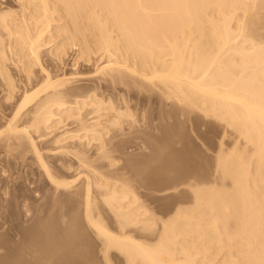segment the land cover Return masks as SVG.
Segmentation results:
<instances>
[{"label": "bare ground", "instance_id": "obj_1", "mask_svg": "<svg viewBox=\"0 0 264 264\" xmlns=\"http://www.w3.org/2000/svg\"><path fill=\"white\" fill-rule=\"evenodd\" d=\"M17 2L21 9L19 18L15 10H0V76L6 87L5 100L17 98L12 105L14 113L6 125L0 127V135L8 136L5 137L8 140L29 143L35 155H38L37 161L45 170L47 182L53 188L70 190L72 184L78 182L79 176L72 180L68 178L70 181L56 177L49 169V162L47 164L39 153L32 133L52 136L68 121L77 126L75 131L70 126V130H65V126V131L54 134L50 142L61 148H64V143L70 147L81 146V151L74 150L79 159L87 154L91 145L95 147L96 144L99 152H94L97 158L105 161L109 158V151H105L107 146L104 136L110 128L105 126L106 123L114 128H125L124 117H133L137 127L133 126L137 130L139 127L141 130H158L159 123L156 125V120L153 122V114L152 122H144L146 113L143 115V111L138 110L145 107V95L142 97L144 102L139 97L143 106L139 105L137 109L142 114L134 113L139 115V120L132 114L135 109L131 111L136 105L131 104L133 107H130L129 104L134 98L136 101L134 96L139 92L131 100L129 95L122 93L121 88L120 93L113 92V96L110 93L112 86L128 87L124 91H130L129 88L154 91V97L159 98L152 102L160 99L172 103L173 108L185 114L188 123L191 113L199 110L204 116L223 123L226 127L223 137L229 130L235 135V142L228 150L224 148L226 144L220 141L222 145L218 149L211 180L195 182L188 178L185 184L180 183L188 188L190 195L193 192L190 196L192 200L188 198L190 203L188 199L185 200L189 203L185 206L183 202H180L183 206L176 205L178 207H175L172 216L169 215L170 219L162 218V224L158 216L159 225L155 223L153 209H145L147 205L140 203L141 198L127 183H118L117 178L113 180L115 178H109L106 173H103L106 176L102 175L103 169L99 170L101 174L97 168L91 174H86L84 182L77 185L78 189L73 193L82 196L83 209L79 213L83 212L89 227L95 230L99 240L100 237L103 240L105 246L102 247V257L105 256V264L113 263L110 257L115 258V254L112 251L120 254L124 264H264V39L260 40L258 35V40L255 35L257 31L254 30L257 26H254L257 24L255 22L259 21L257 18L263 12L264 0ZM63 14L67 21L62 19ZM260 30L264 33L263 28ZM6 48L15 56V65L24 77L22 89L16 85L5 64ZM68 49L75 51L71 69L79 66L83 70L91 66L93 69L90 67V70L93 71L89 72L87 68L89 73L80 72L78 67V72L67 73L65 56L68 55ZM45 56L50 58L49 62V59L44 60ZM82 81H89V84L92 82V85L83 83L86 86L83 89L82 85L79 86ZM18 92L19 97H14ZM154 97L152 95V99ZM153 109L152 112L157 113V106L154 105ZM23 115L28 117L27 122L18 124ZM120 128V132L127 131ZM139 137L138 140L134 139L141 143L144 136L140 137L141 140ZM169 139L172 140L171 137ZM175 139V142L181 143V140L178 141L180 137ZM63 153L67 154L66 151ZM106 164L102 165L105 169ZM94 185L107 209L103 207L104 214L109 211L119 226L118 231L114 229L117 232L110 230L105 221L101 220L103 212L102 216L97 212V201L100 199L93 196ZM156 224L160 228L156 226V229ZM137 231L148 232L150 236L143 239L142 234L141 237L136 234ZM43 246V252L44 247L48 250L47 256L40 257L37 263L50 264L57 256L53 255L61 250V244L54 254L49 253L51 246ZM221 253L222 257L219 255ZM215 259L219 261L215 263ZM114 263L118 264L117 261Z\"/></svg>", "mask_w": 264, "mask_h": 264}, {"label": "rangeland", "instance_id": "obj_2", "mask_svg": "<svg viewBox=\"0 0 264 264\" xmlns=\"http://www.w3.org/2000/svg\"><path fill=\"white\" fill-rule=\"evenodd\" d=\"M18 5L19 3L17 2V0L16 1L15 0H0V10H5V9H12L13 11L15 10L16 12L15 11L14 12L16 13V16L19 18L21 14V9H19L20 6ZM262 10L263 12L260 13L261 16L257 18L259 21H256L255 23L257 24H254V26L257 25L254 27V30L258 32V33L255 32V35L257 36L258 40H259V36H260V40L264 39L263 37L264 33H262V30H260L263 28V32H264V15H263L264 14V3H263ZM63 16L64 18L62 17V19H65L66 16L64 14ZM66 19L65 21L68 20ZM65 21L62 20V22H65ZM256 27L258 30L256 29ZM4 37H6V35H4ZM74 53L75 51H73V49H70V50L68 49V55H66L67 57L65 56V58L67 59V60L65 59L66 72L67 73L69 72L70 74L74 73V71L78 72V70H80V72L81 71L86 72L87 68H89L88 69L89 72L90 71L92 72L93 70H90V69L91 68L93 69V67L91 66L85 67V69L83 70L82 68L80 69L79 66H76L75 68L76 70L73 68L71 69L72 66L70 65L72 64L71 61H73L72 59L75 56ZM6 54H7V58H6L5 64L7 65L10 71V74L15 79L16 85H18V87L22 89L21 82L24 80V77L22 73L18 70V67L15 65L16 58L15 56L12 55V53L10 52L8 48H6ZM44 60H48L49 62L50 58L45 56ZM80 83L81 82H79V86L80 87L83 86V89L85 86L84 84L86 83H88L86 84L88 86L92 85V82L91 84H89L90 83L89 81L87 82L82 81V83L81 84ZM118 86L119 85L115 86L116 89L113 86L110 87V93H112L113 96H115L114 94H118L117 91L120 93V88H121L122 93L127 92L126 94L124 93V95L125 96L129 95L128 98L133 97L134 95H136L135 93L139 92L136 96H134L137 98L136 101L134 100L135 98L133 97L134 99L131 98V100L133 99L134 103H132L133 100L130 101L131 103H129L130 107L132 105L134 106L136 105V108L133 106H132L133 108H131V111L132 109H135V112L133 110L132 114L140 113L139 115H141L143 113L144 115L146 113L144 116L145 117L144 122H149V123L152 122V117L154 116L155 118H153V122L156 120L155 124L158 125L159 123V125L157 128L158 129L157 131L151 130L150 128L146 130H141L139 126L137 130L134 127L136 125L134 123H137V122H135L133 117H128V118L124 117L123 122H124V125H126L125 128L124 127L120 128L118 126L117 128H114V127H111V125L108 126V123L104 121V123L107 124V125L105 124V126L107 128L110 127L108 128V133L104 136L105 137L104 143L106 144L105 146H107L106 148L108 150H106L105 146L104 148L106 152L109 151L108 159L112 163L108 161V159L106 160L109 163L106 160L104 161L102 159L97 158L96 153L99 151L96 150V148L98 147L95 144L96 142L93 143L95 144V147L94 145H91L93 146V147L91 146L89 147L91 150H89L88 148L87 154L81 157V159L78 158L79 156H77L75 152V151H81V146H78L77 147L78 149H77L76 146L70 147L71 145H68V143H64L63 144L64 148H61L60 146L58 147H60V149L63 152L66 151L67 154L60 152L61 150L56 145H54V143L52 144L50 142L51 140L49 139H52V136H54V134H58V132L60 133L67 129L68 130L72 129L73 131H75L77 126L75 124H71L68 121L65 123L64 126H61L60 128H58L52 136L49 134V136L51 137H49L48 135H41V134L39 135V133H38L39 135L38 136L37 134L34 135L35 133H32L33 138H35L36 145L39 148L38 149L39 153L42 155V157H44L43 159L47 164L49 162L51 167L50 166L48 167H50L49 169L50 171H52L53 174L54 173L56 174V177H59V179L65 178L64 180L67 179L68 181H70L79 176L78 182L75 181L72 184L73 188L71 187L70 190H57L53 188L54 186L52 185L50 186V184L47 182V179H46L47 177L45 175L46 173H45L43 166L39 164L40 161L39 162L37 161V159H39L37 158L38 155L37 154H36L37 156L35 155L34 150L33 148L31 149V146L29 143H27L26 141L24 142H26L27 144L24 142L17 141L18 142L17 144L16 140L15 141L14 139L8 140L7 139L8 136L4 135V137H1L2 135H0V207L2 206V208H0V214L6 215V217L2 215L0 216V227L2 226L4 227V228H0V264H38L37 260L40 259V257L44 255L45 257L47 256L48 252L46 251L48 250H46V247L44 246H47L49 243H50L49 246H51L49 253H52V254L56 253L57 250H59V245L61 244L60 246L61 250H59L61 252L59 253L58 251L56 254L53 255V256L57 255L56 257H54L56 262L55 260H53L50 264H53L54 262L56 264H59V263L61 264V262L62 264H88V263L89 264H96V263L105 264V259H104L105 256H103L104 258L102 257V255H104L103 254L104 249L102 247L105 246L103 245L104 244L103 240H101L102 239L101 237L99 240L98 239L99 237H97L98 234L95 232V230L89 227V224L86 222L83 216V212L81 213L82 215L79 213L83 209V205L81 206L83 202L82 196L76 193H73L75 189L77 190L78 186L82 184L81 182H84L83 180H85L86 174H91L93 169L97 168L96 170L98 172L99 170L101 171V169H103L101 172L102 175L104 176L108 175L110 176L109 178L111 177L115 178L113 180H116L117 178L118 183H122V184L127 183L128 186H131L130 188H132V190L134 189L136 192L134 190L133 191L137 194V196L141 198V202H140V199H139V202L141 204L147 205L145 209H149L150 211H151V208L153 209L152 212L155 214H153L152 212L151 213L153 215H156L155 216L156 220H155V217H154V220H155V223L157 224L159 221H161V224H162L163 217L166 219L167 218L170 219L169 215L172 216V214L174 213L175 207L176 208L178 207L176 205L185 206L191 202L192 200L191 197H192L193 192L189 189L192 192L190 195L189 194L190 192L187 190L188 188L185 185H184L185 187L182 186L183 184H185L184 182H186L188 178L192 179V181H195V182L196 180L199 182L201 181L203 182L206 179L207 180L205 182H208L209 180L212 179L211 176L214 174L213 173L215 169L214 163L217 162L216 156L218 154V149H220L222 145L220 144V141L222 140V142L226 144L224 145L225 150L230 149L235 142V135L233 134L234 135L233 136L230 133L229 129H228L229 132L227 131L228 132L227 135L223 137L226 127L223 125V123H221V121L216 120L215 118H212L210 116L208 117L207 115L204 116L205 114H203V112L201 113V111L194 109L195 111L191 113L190 115L191 120L188 123L187 122L188 120H186L185 118V114L181 113L178 109L176 110V108H173L172 103H168L163 100L160 101V99H157L159 101L155 102L156 101L155 99L159 97L158 96L154 97L155 95L154 91L149 92V90H146L145 91L146 93H145L144 91H141V90L138 91V89L135 90L134 88L132 89L129 88L130 91L132 90L131 91L132 93H131L129 90L124 91L125 89H128V87L126 88V86H123V85H121V87H118ZM133 89H134V92H133ZM140 91L143 92V94ZM20 92L15 93L14 97L18 95ZM113 92H116V93L113 94ZM148 92L150 95L148 94ZM128 93L132 94V96H130V94ZM151 93L154 99H152ZM143 95H145L144 97H147V100L146 98L145 100L143 99L144 98ZM5 96H6V87H5L3 79L0 76V127L1 128H3L6 125L7 120H9L12 117L14 113L13 111L14 109L12 105L17 100V98L15 97L11 100L6 101ZM17 97H19V95ZM139 97L140 98L143 97L142 101L144 100L147 102L149 100L148 101L149 103L145 102V105H144L145 109L139 108L140 107L139 105H142L144 102V101L141 102L139 100ZM151 100L152 101L155 100V101L152 102ZM157 103L158 104L160 103V105H158ZM165 103L167 105H165ZM146 104H149V105H146ZM170 104L172 106H170ZM154 105L155 107L157 106V109H156L157 113L152 112L154 110L153 109ZM171 107L174 110H172ZM137 109L142 110L143 112L141 111L142 112L141 113ZM158 112H160L161 116L160 114L158 115ZM136 115H135V118L137 119L139 118L140 120L139 115L138 114ZM23 116L24 117H21L20 121H18V124L23 125L27 122L28 117L25 115ZM132 119L133 121H131L130 123V120ZM124 120H127V122H125ZM130 124L131 126L134 125L133 126L134 129L131 128ZM65 126H66V129H65ZM69 126L72 128H70ZM61 128L63 129L61 130ZM119 128L120 130L121 129L127 130L126 131L127 133L123 130L122 131L125 132V134L122 131L120 132ZM133 130H135V132ZM138 131L139 133H137ZM40 133H43V131H41ZM44 133L46 132L44 131ZM120 133H122V135ZM138 135H140V137L144 136V138L146 136L145 138L146 140H147V137L149 139L151 137L152 138L149 141H146L143 138L141 143H143L144 145H141L140 141H136L138 140V137H139ZM41 136H45L46 138L45 137L43 138ZM47 136L49 138H47ZM124 136H125V139H124ZM169 137H171L172 140L174 139L173 142L177 140L175 139L176 137L178 138L180 137L178 141L181 140V143L177 141L173 143L172 140L170 139L167 140V138ZM46 139L49 141H47ZM143 140L146 142H144ZM66 148H68L69 150ZM70 149L72 150L70 151ZM72 151L75 154H73ZM90 153L93 155H91ZM94 154H96L95 155L96 158L94 157ZM85 158H87L88 160L86 159L85 161ZM59 160L62 161L61 162L62 164L60 163ZM100 160L102 164L100 163ZM83 161H85V163ZM74 163L76 165H74ZM104 164H106L109 167L105 166L106 167L105 169L104 167H102V165ZM66 166L69 168H67ZM76 166L79 168H77ZM84 166H88L89 168L84 167ZM57 167H59L58 168L59 170L57 169ZM80 167L83 172L81 171ZM70 168H73V169L71 170ZM69 169L72 172L69 171ZM74 169H77V170H74ZM76 171H78V173ZM73 173L74 174L76 173V175L77 174L78 175L77 176L73 175ZM81 173L84 175H82ZM103 173H106V175ZM69 174H72V176ZM80 176L83 179H81ZM68 178H70V180ZM118 178H120V180ZM45 181H46V184H45ZM119 181H122V182H119ZM180 183H183V184L180 185ZM95 186L96 185H94L93 187V191L96 193L93 192V196L101 200L100 202V200L97 201L98 199H95L97 202H99L98 204L99 207H98L97 212L100 213L101 215V211L105 212V210L107 211V209L105 205L103 206L102 198H100L101 197L100 194H97L99 193V191L97 187ZM94 188H96V190ZM96 195L99 197H97ZM188 198L191 200L189 201ZM1 199H3L4 201ZM187 199L189 203L185 201ZM79 200L81 202H79ZM19 201L21 202L19 203ZM180 202L181 203L183 202L182 203L183 205ZM100 204L102 205V208L100 207L101 206ZM146 205H144V207ZM3 207L4 208L7 207L8 210L7 208L4 209ZM103 207L105 210L103 209ZM4 210H6L7 212ZM104 212H103L104 217H102L101 220L105 221L104 223L109 226L108 228L110 230L117 232L119 230L118 228L119 226L116 222H114L116 220L114 218H111L113 216L111 215L109 211L107 212L108 214H104ZM77 214H79L80 216L79 215L77 216ZM107 216H110V218ZM158 216L161 217L159 221H157ZM153 221L152 223H154ZM157 224L155 225V227L158 226L160 222L158 225ZM153 226L154 225L152 224V227ZM158 228L160 227L158 226ZM12 229L14 230L12 231ZM114 229H116L117 231ZM14 232L21 234V235L15 234ZM139 232L137 231L136 234L138 233V235H140L139 237L143 235L142 236L143 239H145L147 235L150 236L149 235L150 233L148 232H145V231L140 232V233ZM16 235L18 237H16ZM13 236L15 240L13 239ZM41 245L42 246L44 245L43 246L45 248L44 252H43V249L41 248ZM55 245L58 247H56ZM32 246L33 248H31ZM53 246L56 249H54ZM34 248H36L37 251H35ZM39 249L42 250L43 254L41 250ZM112 253H114L115 255L116 254L118 255V256L114 255L113 257L115 258H112V256L110 257L111 260H113L112 264H115L114 262L116 261L118 262V264L119 263L122 264L123 261L121 260V257H119L120 254L117 251H114V252L112 251ZM219 255L221 256L222 253ZM220 256H218L219 260L221 259L223 255L221 257ZM119 259L120 261H118ZM215 260H214L215 263L219 261V260H216V261Z\"/></svg>", "mask_w": 264, "mask_h": 264}]
</instances>
